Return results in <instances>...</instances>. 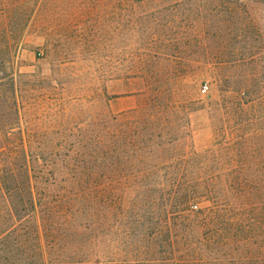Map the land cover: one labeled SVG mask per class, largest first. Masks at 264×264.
<instances>
[{"label":"rangeland","instance_id":"obj_1","mask_svg":"<svg viewBox=\"0 0 264 264\" xmlns=\"http://www.w3.org/2000/svg\"><path fill=\"white\" fill-rule=\"evenodd\" d=\"M0 264H264V0H0Z\"/></svg>","mask_w":264,"mask_h":264},{"label":"built area","instance_id":"obj_2","mask_svg":"<svg viewBox=\"0 0 264 264\" xmlns=\"http://www.w3.org/2000/svg\"><path fill=\"white\" fill-rule=\"evenodd\" d=\"M203 91L206 93L208 91V85H205Z\"/></svg>","mask_w":264,"mask_h":264}]
</instances>
